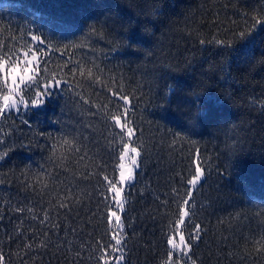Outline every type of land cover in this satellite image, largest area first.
<instances>
[{
    "label": "trees",
    "instance_id": "16d2710c",
    "mask_svg": "<svg viewBox=\"0 0 264 264\" xmlns=\"http://www.w3.org/2000/svg\"><path fill=\"white\" fill-rule=\"evenodd\" d=\"M93 28L97 34L89 37ZM31 35L50 47H37ZM81 42L90 47H72ZM9 48L20 54L17 60L25 50L39 51L35 78L44 77L46 66L63 81L43 106L0 120L4 264H97L89 245L100 244L108 264H164L179 212L172 190L183 197L191 189L195 163L204 170L190 201L195 214L179 226L191 250L174 251L172 264L177 258L264 264V0H0V49ZM77 61L99 65V81L70 71ZM110 88L131 99L128 118L140 150L136 179L125 190L123 247L115 254L96 175L102 166L111 177L122 151L120 129L106 117L121 111L123 101ZM23 95L31 103L35 93L24 86ZM63 139L79 151L63 145L61 166ZM69 190L79 203L69 204L66 220L67 210H59V237L48 234L60 245L67 236L75 246L25 252L15 233L31 238L38 228L14 208L42 213ZM193 224L200 226L199 240L189 237ZM69 225L75 233L65 231Z\"/></svg>",
    "mask_w": 264,
    "mask_h": 264
},
{
    "label": "snow or ice",
    "instance_id": "6c2138e0",
    "mask_svg": "<svg viewBox=\"0 0 264 264\" xmlns=\"http://www.w3.org/2000/svg\"><path fill=\"white\" fill-rule=\"evenodd\" d=\"M256 24L262 23L261 20L257 19L255 21ZM255 27V24L253 25V28ZM97 34L96 30L93 28L92 31L89 33V37L92 35ZM250 34V30L241 31L239 33V36L241 39L245 38L247 35ZM102 35V34H100ZM31 41L37 42V47H50V45H45V41L42 40L37 35H31ZM201 44L205 43L204 40L200 41ZM215 43L224 45L226 47H231L232 41L230 40H219L216 39ZM72 47L76 48H83V47H90V44L87 42H81L80 44L72 45ZM20 54L18 52H15L12 48H9L7 51H3L0 49V120L5 117L6 112L10 113L12 111L19 112L21 110V106L24 108H28L29 104L25 100L24 96L21 93V85H25V89L34 92L35 96L31 98L32 100V106L38 107L44 103V100L41 99V97H50L54 95V91L56 89H59L62 85L63 78L61 77L58 79L57 77L60 75V73L52 71L49 72L48 68L45 66L44 68V77L37 80L33 76H28L27 81H30L31 83H26V78L24 75L20 74V69L17 67V57ZM26 55V53H25ZM11 61V63H10ZM28 63H31V61H28ZM45 65L47 64V61L44 62ZM89 64H91V67H87L83 61H77L72 69L70 71H73L75 73L76 69H79V75L81 77H85V79L95 81H99L100 76L103 75V69L99 67V65L95 64L93 61H89ZM93 69H95V75L93 72ZM25 72L28 71L27 68L24 69ZM62 71V69H61ZM19 78V82H18ZM75 79V76L73 77ZM109 92L117 98V101H123L122 109L118 113L112 114L110 116H107L106 118L109 119L114 127H118L120 131L116 134L119 136V143L122 146V151L119 154V161L121 163H118L116 166V170L114 174L110 177L108 174H104V170L102 166H96L100 168V171L96 173V175H101L102 180H100V188L98 191V195L103 197L104 202V216L106 223L110 225L108 232L112 233L113 235L110 236V249L111 253L115 254L120 251V248L123 247L122 245V237L117 239L115 238V233L117 231L122 232L123 231V223L121 222V217L118 215V213H122L124 211V201L121 197V193L123 192V187H118V185H126L128 182H131L134 180V173H133V166L139 167V164L137 162V158L140 156V151L138 150L139 144L136 147H133V143H137V141H134L132 139L133 137V128L129 125L132 123V121L128 118L130 109L128 107V96L127 95H120V91H113L111 88L109 89ZM79 95V93H78ZM81 100L84 103H87L86 100H84V97L81 96ZM97 108H100L99 105H97ZM104 111L107 112V106H104ZM121 117H124V122H121ZM27 123V122H26ZM138 140V138H137ZM72 140L69 139H63L61 148L59 149V156L58 159L61 160V166H63V160L67 159L63 155V145H67L69 149L73 152H78L79 149H72ZM54 151L53 155H57V149L55 146H53ZM131 154V155H130ZM6 155V154H5ZM4 157L3 155H0V160H2ZM127 159L130 161L129 165H125L123 161ZM194 173L193 175L187 180V184L191 186V189H195L197 184L201 181L202 177H204V170L200 168L198 163L194 164ZM191 189L186 190L183 197L180 196L179 190L173 188V193L175 197V203L177 204L179 208L178 212V219L175 221V227L172 229V231L169 233V238L167 240V243L171 246V251L168 253V258L164 261V264H172V257L173 252L178 251L183 254H187L185 252V249L190 252L191 245L188 243H185V237L183 232H180L179 226L185 224V219L188 218L191 220V215H194V209L196 207L195 203H191L192 200V192ZM108 193H111L112 195L109 196ZM73 192L71 190L66 191L63 196L57 195L55 197V203L52 202L50 199L48 201V208L42 210V213H37L35 211L34 207L29 206H16L14 208V211L18 214H24L27 213L29 215V218L32 221L36 222L38 231H33V234L31 238H25L22 231H17L15 235L19 237L23 241V249L25 252L32 251L34 246L38 249H44L48 248L52 245H57L63 247L64 245H67L70 249L71 247L75 246L74 241L69 240L67 236L64 238V245H60L59 239L54 241L52 237L48 234L49 232H52L53 235H56L59 237V230L61 227V220L58 219V217L61 216L60 209H66L67 211L63 213V217L66 220L67 216L71 214L72 208L69 207V204L75 205L79 203L78 200H73ZM190 205V206H189ZM55 213V215H53ZM99 215V213H98ZM115 218V223H112V219ZM2 219V217H0ZM23 221L21 222V224ZM18 228L20 225L17 226ZM69 228L71 229V233H75L76 229L72 227L71 225L68 226V228L65 229L66 232H68ZM193 232H189V237L195 240L200 239V226L198 224H193ZM174 233H179V241L180 243L177 244L175 242ZM12 237L10 236L9 239ZM97 244H100L99 241H97ZM183 246V247H181ZM89 248L91 249V254L89 256L90 260H95L97 264H108V262L105 260V246L100 244L99 248H95L92 245H89ZM191 259V257H188ZM118 261L123 260V255L121 254L118 258ZM5 262V255L2 250H0V264H4ZM23 264V261H22ZM176 264H181V261L179 258H177ZM192 264H195V261H192Z\"/></svg>",
    "mask_w": 264,
    "mask_h": 264
},
{
    "label": "rangeland",
    "instance_id": "374dc122",
    "mask_svg": "<svg viewBox=\"0 0 264 264\" xmlns=\"http://www.w3.org/2000/svg\"><path fill=\"white\" fill-rule=\"evenodd\" d=\"M25 53H26V55H25ZM40 60H41V53L39 52V51H36L35 49H31V50H25L23 53H22V55L20 56V58L17 60V67L20 69V74L21 75H24L25 76V78H26V83H30V81H27V77L28 76H33L34 78L36 77V75H37V73H38V66H39V64H40ZM28 61H31V63H28ZM25 68H27L28 69V71L27 72H25L24 71V69ZM18 82H19V78H18ZM24 86L25 85H21L20 87H21V93L20 94H22L23 95V88H24ZM24 96V95H23ZM25 98V97H24ZM45 98L46 97H41V99H43L44 100V103L42 104V105H40V106H43L44 104H45ZM25 100H26V98H25ZM27 102H28V100H26ZM28 104H29V107H33L32 106V102L30 103V102H28ZM131 105V99H130V97H128V106H130ZM40 106H38V107H40ZM28 107V108H29ZM28 108H24L23 106H21V110H23V109H28ZM35 108H37V107H35ZM20 110V111H21ZM121 122L123 123L124 122V119H123V117H121ZM130 127H132L133 128V137H134V135H135V133H136V131H135V129H134V127L132 126V125H129ZM132 137V138H133ZM132 146L133 147H136L135 145H133L132 144ZM138 150H139V148H138ZM140 151V150H139ZM131 155V154H130ZM137 162H138V164H140V156L137 158ZM120 163H121V161H120ZM123 163L127 166V165H129L130 164V161H128L127 159H125V161H123ZM199 164V166H200V168H202L203 169V167L200 165V163H198ZM139 168V167H138ZM137 167H135V166H133V173H134V180L136 179V172H137V169H138ZM203 178L204 177H202V179H201V181L197 184V186L202 182V180H203ZM134 180L133 181H131V182H128L126 185H118V187H123V192L121 193V197H122V199L124 200V201H126V197H125V190H126V188L128 187V185L130 184V183H132V182H134ZM197 186H196V188H197ZM190 188H191V186H190ZM195 188V189H196ZM195 189H191V192L193 193L194 191H195ZM125 203H124V210H125ZM124 212V211H123ZM123 212L122 213H118V215H120V217H121V222L123 223V225H124V221H123ZM112 223L114 224L115 223V218H113L112 219ZM123 231H124V227H123ZM123 231L122 232H119V231H117L114 235H115V238H117V239H119V238H121L122 237V240H123V237H124V235H123ZM180 232H182L181 230H180ZM174 235V237H175V242L177 243V244H179L180 243V241H179V233H175V234H173ZM185 237V236H184ZM185 243H188V241H187V239L185 238ZM189 244V243H188ZM181 247H183V246H181ZM181 264H184V262H181Z\"/></svg>",
    "mask_w": 264,
    "mask_h": 264
}]
</instances>
